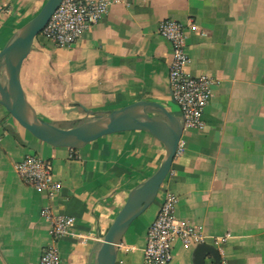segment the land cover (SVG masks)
<instances>
[{"label":"crops","instance_id":"obj_1","mask_svg":"<svg viewBox=\"0 0 264 264\" xmlns=\"http://www.w3.org/2000/svg\"><path fill=\"white\" fill-rule=\"evenodd\" d=\"M46 1L0 0V52ZM107 1L106 15L76 43L35 37L20 75L32 117L68 129L137 106L138 113L168 121L166 111L182 123L169 85L172 46L158 32L165 18L186 25L187 72L218 80L204 127L183 132L157 197L117 245L115 264H143L148 228L168 192L179 198L177 218L197 227L223 264H264V0ZM31 153L52 162L62 183L54 198L18 176L17 162ZM165 156L159 135L146 130L53 146L0 103V264H39L52 242L41 215L46 206L76 218L73 234L57 242L62 263L97 264L130 192ZM195 247L175 240L169 264H195Z\"/></svg>","mask_w":264,"mask_h":264},{"label":"built area","instance_id":"obj_2","mask_svg":"<svg viewBox=\"0 0 264 264\" xmlns=\"http://www.w3.org/2000/svg\"><path fill=\"white\" fill-rule=\"evenodd\" d=\"M108 6L107 0H62L41 33L58 46H70L78 41L89 26L106 15ZM189 27L198 31V25L193 19ZM158 32L172 46L169 85L173 100L182 110L183 132L192 128L202 129L203 114L212 97V86L218 84V80L207 75L192 76L187 72L190 55L186 45L185 24L174 18H165L161 20ZM179 150L180 142L176 154ZM16 172L26 184L45 190L50 198H54L62 189L52 162L38 154L24 156L17 162ZM178 201L174 193L168 192L165 195L156 218L148 228L143 264H169L173 259V244L177 239L186 245L205 243L197 227L177 218ZM41 215L50 222L52 242L45 248L39 264H63L57 242L73 234L76 218L56 214L49 206L42 209ZM224 240L223 237L216 238L217 242Z\"/></svg>","mask_w":264,"mask_h":264},{"label":"water","instance_id":"obj_3","mask_svg":"<svg viewBox=\"0 0 264 264\" xmlns=\"http://www.w3.org/2000/svg\"><path fill=\"white\" fill-rule=\"evenodd\" d=\"M62 0H47L39 13L20 31L19 35L0 52V103L24 128L35 137L57 147H81L100 137L128 130H146L158 134L166 146V156L160 168L129 197L104 236L98 251L97 264H115L116 248L130 224L157 197L168 176L183 135L180 121L165 111L168 121L138 113L137 106L84 122L72 128H60L32 117L21 89V68L33 41L39 35ZM8 77V83L2 77ZM195 264H222V257L214 244L199 243L194 249ZM210 259V262H209Z\"/></svg>","mask_w":264,"mask_h":264},{"label":"bare ground","instance_id":"obj_4","mask_svg":"<svg viewBox=\"0 0 264 264\" xmlns=\"http://www.w3.org/2000/svg\"><path fill=\"white\" fill-rule=\"evenodd\" d=\"M2 82H3L4 84H7V83H8V77H7V80H6V81H4V79H3V77H2Z\"/></svg>","mask_w":264,"mask_h":264}]
</instances>
